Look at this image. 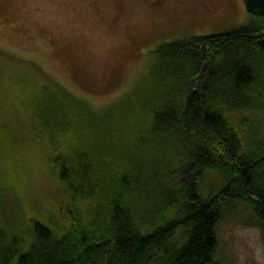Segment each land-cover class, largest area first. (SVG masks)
<instances>
[{"label":"trees","instance_id":"trees-1","mask_svg":"<svg viewBox=\"0 0 264 264\" xmlns=\"http://www.w3.org/2000/svg\"><path fill=\"white\" fill-rule=\"evenodd\" d=\"M244 3L248 24L160 44L104 110L43 74L26 116L68 201L46 220L0 205V264H223L233 202L264 233V0Z\"/></svg>","mask_w":264,"mask_h":264},{"label":"rangeland","instance_id":"rangeland-1","mask_svg":"<svg viewBox=\"0 0 264 264\" xmlns=\"http://www.w3.org/2000/svg\"><path fill=\"white\" fill-rule=\"evenodd\" d=\"M250 20L244 0H0V51L30 62L0 59V205L46 220L68 201L26 116L43 74L104 110L134 90L160 44ZM217 235L223 264H264V233L245 204L227 206Z\"/></svg>","mask_w":264,"mask_h":264}]
</instances>
